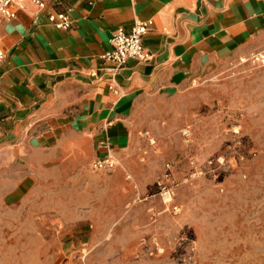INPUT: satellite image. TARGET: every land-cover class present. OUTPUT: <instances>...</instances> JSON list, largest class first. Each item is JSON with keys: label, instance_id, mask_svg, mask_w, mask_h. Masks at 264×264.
<instances>
[{"label": "crops", "instance_id": "obj_1", "mask_svg": "<svg viewBox=\"0 0 264 264\" xmlns=\"http://www.w3.org/2000/svg\"><path fill=\"white\" fill-rule=\"evenodd\" d=\"M44 1L0 18V214L70 231L65 241L92 230L82 254L115 230L126 258L142 237L168 248L199 227L196 216L226 204L220 177L190 173L242 134L224 120L235 106L220 103L235 88L230 71L264 54V0ZM60 13L68 30L49 21ZM138 20L151 22L149 60L115 72L102 57ZM106 139L118 165L96 171ZM167 164L178 184L172 205L157 194Z\"/></svg>", "mask_w": 264, "mask_h": 264}, {"label": "rangeland", "instance_id": "obj_2", "mask_svg": "<svg viewBox=\"0 0 264 264\" xmlns=\"http://www.w3.org/2000/svg\"><path fill=\"white\" fill-rule=\"evenodd\" d=\"M230 74L235 88L220 105L235 106L224 120L232 133L239 135L241 129L242 134L231 150L194 165L190 173L203 167L201 175L220 177L224 207L196 216L199 227L179 231L168 248L142 237L129 258L122 253L124 247L112 243L121 230L112 231L109 243L88 250V255L82 252L92 230L65 241L70 231L48 232L36 217L32 221L25 213H1L0 264H82L83 255L86 264H264V54Z\"/></svg>", "mask_w": 264, "mask_h": 264}, {"label": "built area", "instance_id": "obj_3", "mask_svg": "<svg viewBox=\"0 0 264 264\" xmlns=\"http://www.w3.org/2000/svg\"><path fill=\"white\" fill-rule=\"evenodd\" d=\"M24 1H31L38 7L43 8L45 6L44 0H0V18L15 19L17 12L14 6L22 4ZM49 21L60 30H68L71 27L72 21L68 14H50ZM151 28V22L138 20L134 23L130 31L119 29L114 33L111 43L112 50L106 53L102 58L107 62L112 63L115 66V72H118L131 60H137L145 62L149 60V55L146 53L144 46V37L148 34ZM6 53L0 47V65L5 61ZM95 75V74H93ZM1 132V127H0ZM182 135L186 142H190L192 138V130L190 127L185 128L182 131ZM101 147L106 152L102 157L96 159L93 163V169L96 171H110L117 167L118 162L116 158L111 154V147L109 141L103 140ZM214 161H209L207 166L212 167ZM199 167V166H197ZM196 167V168H197ZM204 173V168L200 167L199 171L192 174V178L196 175ZM158 189V196L164 204L172 205L177 194L178 184L172 180V165H166V171L162 177H160L156 183ZM173 212L178 213L179 209L175 206L172 207ZM85 256L81 258L82 264L85 263Z\"/></svg>", "mask_w": 264, "mask_h": 264}]
</instances>
